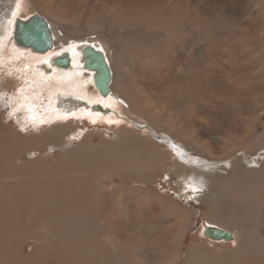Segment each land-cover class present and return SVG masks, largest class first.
I'll return each instance as SVG.
<instances>
[{"label":"bare ground","instance_id":"obj_1","mask_svg":"<svg viewBox=\"0 0 264 264\" xmlns=\"http://www.w3.org/2000/svg\"><path fill=\"white\" fill-rule=\"evenodd\" d=\"M8 1L0 5V62L25 71L34 93L45 91L51 111L30 115L49 117V128L38 132L18 133L0 123V264H181L195 212L174 206L168 196H150L151 180L166 173L205 204L208 226L232 234L231 241L210 240L215 251L194 246L187 264H264V131L215 146L219 131L197 119L219 108L208 95L198 98L196 89L207 74L203 66L210 64L200 60V44L210 38L200 14L209 28L212 19L225 23L258 15L264 0ZM33 13L46 18L54 37L53 48L43 54L18 47L13 38L15 19ZM219 26L218 38L231 34ZM87 45L106 54L112 70L107 97L95 87V71L83 66ZM245 50L222 61L214 52L209 71L233 90L222 91L216 103L245 104L239 130L244 124L252 136L264 110V61H251L252 74L244 78ZM64 53L70 66L55 65ZM159 58L167 67L157 65ZM217 62L227 70L217 69ZM199 105L208 113L198 112ZM86 113L98 126L124 120L133 129L93 139L100 133L82 126L88 119L80 115ZM174 225L177 230L170 229Z\"/></svg>","mask_w":264,"mask_h":264},{"label":"rangeland","instance_id":"obj_2","mask_svg":"<svg viewBox=\"0 0 264 264\" xmlns=\"http://www.w3.org/2000/svg\"><path fill=\"white\" fill-rule=\"evenodd\" d=\"M8 2H9L8 0H0V5H5ZM16 4L14 5V3H13V5H14L12 7L13 9L15 8ZM203 4H204V2H203ZM183 5H184L183 11L186 12V10L188 9L186 2H184ZM263 11H264V8H263ZM263 11H262V8L259 11L256 10V12H259L258 15L255 12L256 13L255 16L253 14L250 15L249 17L245 16L247 18V19L245 18V20H244V17L241 18L240 20L238 18V21H237V18H236V20L235 19L231 20V21L228 20L231 23L228 21L225 23H220L218 20L212 19V22L210 23L211 25L209 28H208L207 24L205 23V21L203 20V17H204V15H202L203 13L200 14L201 19L200 18L199 19L204 24L202 27L204 29H207L208 37H210V38H207V42L203 41V44H200L202 47V50L200 53V60H202L201 62L203 64H205L206 61L210 62V64L209 65L206 64L203 66V68H205V66H206V68L203 70V72L206 71V73H207V74L204 73L205 76L203 75V77L205 79L202 77L203 79L200 78L199 81L196 83V89H197V92L199 93L197 96H198V98H202V97H204V95H208V96L212 97L211 102L210 103L208 102V103L214 104L216 106V109L219 108L218 109L219 111L210 112V114L212 113L211 115L209 114L210 118H208V117L206 118L205 115H203L202 113H198L199 118L197 119V121H203L205 123H209L210 128H212L215 132L219 131L214 137V140H215L214 144L217 147H219L222 143H228L229 140H231L230 144H232L233 143L232 139H234L238 143H242V142H244L245 139H247V138L253 139L257 136L258 133H261L264 131V110L262 112V118L260 117V121L256 125L257 127L255 126L257 132H255V133L253 132L252 136L250 134H245L244 129H246V128H245L244 124H243V131H242V129L239 130V128L242 127L241 123H245V117H243L241 114L242 108H240V106L243 107L245 104L240 105V106H235V107H239L238 109H240V110H238L230 102L226 103V102L221 101L220 103H216L218 101V97L222 93V91H227L228 94H233V90L230 87H226L223 80H221L219 78V73H216L215 78H212L213 73H212V71H209V69L212 67V64H213L211 62V58L213 57L212 55H214V52H216V51L220 53V55L218 56L219 61H222L229 56L234 57V56H237V54L240 55L242 48L248 50V51L245 50V52H244L248 57V59L244 63V68H243L245 70V73L243 75L244 78H247V74H249V75L252 74L251 71H249V65L251 63H253L251 61H253V60L261 61V62L264 61V59L262 60V58H264V12ZM9 12H10V8L6 7L5 11L1 14V18L3 20L6 19ZM177 15H178V20L180 21V19H181L180 18V6L177 10ZM171 16H174V15H171ZM251 16H253V18ZM151 17H153V15ZM250 17H251V21L249 20ZM154 19L155 18H153L151 20V23H153L152 26H154V24L156 23ZM170 19H168V22L170 25L169 29L171 28ZM241 20L243 22H241ZM234 21H236V22H234ZM158 22L160 24L161 20H158ZM161 24H162V27L167 25V24H163V21ZM220 24L226 28V31L228 34L230 32L233 36L231 34H229L227 37L218 38L219 37L218 31L221 27V26H219ZM238 25H240V26H238ZM166 27L167 26H165V28ZM151 28H153V27H151ZM199 29H200V27H199ZM212 37H213V40H212ZM233 39H235V40H233ZM246 39H248L249 41ZM210 40L212 41L211 43H210ZM204 43H205V45H207V47L204 45ZM222 43H225V44H222ZM244 43H245V45H244ZM252 43H253V45H252ZM262 43H263V45H262ZM219 44L224 45V46L220 47ZM254 44H256V45H254ZM253 46H255V47H253ZM230 47H231V49H230ZM253 48H255L254 49L255 51H252ZM221 49H222V51H221ZM261 50H262V53H261ZM186 51H187V49H186ZM234 53H236V54H234ZM252 53H253V56H252ZM249 55L252 57H254V55H256L258 58L254 57L253 59H251L252 57H250ZM159 59H161V61H159L160 63L157 62V65H161L163 68L165 66L167 67V63L162 58H159ZM3 60L4 59H2V61L0 62V93H1L0 95L3 97V102H1L2 104L0 103V108H1L0 109V112H1L0 123H3L4 125H10L11 124L18 131V133H24V134L26 132H34V131L38 132V130H36L35 128H37L39 130H45L46 128H49L48 126L50 125V121L48 120L49 117L47 115H44V117L40 118V119H38L36 117L35 120H33V119L30 120V118H32L31 117L32 113H34V112H37L40 114L42 111H45L46 113L50 114L51 110L49 108H45V107H48L47 98L44 99V96L46 94L45 91L43 90L42 93H40V92L34 93V92H37V89H33V88L31 89L30 88L31 84L28 81V75H25V71H21V70H18L17 68L7 66ZM164 63H165V65H164ZM215 64L217 66V69H221L223 72H225V70H227L225 68L226 65H223L221 62H217ZM232 76H234V74H232ZM210 77L212 78L211 80L209 79ZM260 86L263 88L262 81L260 83ZM36 94H39V97ZM194 94H195V92H194ZM262 95L264 97V93H262ZM220 99H223V96H221ZM213 100H215V101H213ZM122 104H124V103H122ZM60 105H62L61 107H68V105H65L62 102L60 103ZM125 106L122 108V114L123 115H125L123 110L128 112V107L127 106L125 107ZM200 107H201V109H200ZM196 108H197L198 112L201 110V112L208 113L207 111L209 110V108H206L203 105H199ZM204 109H205V111H204ZM206 109H208V110H206ZM2 112H3V114H2ZM41 114H43V113H41ZM54 114L57 115V113H54ZM238 114H239V116H238ZM240 114H241V116H240ZM90 115H91L90 113H86V114H83L80 116L83 117L84 119H88V123H85L82 125L83 127L86 128V130H88V132H91L92 134L100 133L98 135H95L93 137V139L109 138V135H113L114 131L121 130L124 132V130H126L128 128L133 129L130 122L124 121V120L119 121L118 123H110V124H106V121H103L102 123H99L100 126H98V125H96V123L91 122L92 117H90ZM66 116H71V114L67 113ZM45 117L48 119H44ZM59 117H61V116H59ZM238 118H240V119H238ZM18 121L20 124L18 123ZM187 121L188 122L191 121L190 123H192V120H187ZM232 121L236 124H234ZM113 125H116V128H113L112 127ZM230 125H232V126H230ZM110 126H111V129L108 128ZM235 126H237V128ZM230 128H231V130H229ZM96 130L99 132H97ZM229 132H231V135L229 134ZM239 138H242V139H239ZM25 156L30 157L31 153L26 154ZM34 156H36V153H34ZM225 168H226L225 170L229 169V167H225ZM151 181H152V183H154L155 187H154V190H151L150 196H152V197L157 196L158 199H161L160 198L161 196H168L170 199L175 200L174 206L183 205V206H186L188 208H191L195 212V217H194L192 228L189 231L187 239L185 240V243L182 246L185 253H184L183 261L181 262V264H187L189 253L194 246L199 247L201 245L205 249L209 250V248H210L211 249L210 251H213V250L215 251L216 246L210 242V240H212V241H214V240L205 235L206 226L208 224H212V222L208 221L207 207L205 206V204L196 200L186 190H182L179 187V185L177 184L178 181L167 173L163 174V175H159L158 177H154L153 180H151ZM143 191H147V190L143 189ZM103 219H106V217H103ZM115 228H116V226H115ZM112 229H114V226ZM170 229L171 230H173V229L177 230V225L170 226ZM206 247H208V248H206Z\"/></svg>","mask_w":264,"mask_h":264},{"label":"water","instance_id":"obj_3","mask_svg":"<svg viewBox=\"0 0 264 264\" xmlns=\"http://www.w3.org/2000/svg\"><path fill=\"white\" fill-rule=\"evenodd\" d=\"M13 38L15 44L22 49H29L34 53L43 54L53 48L54 37L50 25L45 17L33 13L27 18L17 17L14 22ZM83 66L95 71L94 84L103 97L110 93L112 70L106 54L101 49L87 45L82 49ZM55 65L69 67L71 58L68 53L54 59ZM205 235L213 240L231 241L230 231L216 226H206Z\"/></svg>","mask_w":264,"mask_h":264}]
</instances>
